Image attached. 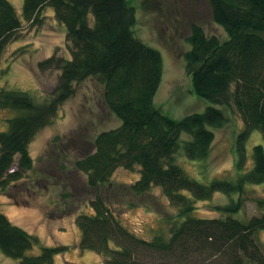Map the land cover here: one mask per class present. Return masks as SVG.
Returning <instances> with one entry per match:
<instances>
[{"label":"trees","instance_id":"trees-1","mask_svg":"<svg viewBox=\"0 0 264 264\" xmlns=\"http://www.w3.org/2000/svg\"><path fill=\"white\" fill-rule=\"evenodd\" d=\"M147 0H143L145 5ZM214 22L228 34L226 40L208 36L193 24L184 52L185 68L191 77V91L208 101L203 112L180 119L165 114L155 102L164 77L160 50L135 34L139 8L129 0H24L23 20L34 24L47 7L65 26L71 43V59L54 58L61 70L54 98L39 104L26 93L0 89V107L19 109L21 115L7 120L0 132V188L24 177L33 168L29 145L37 132L48 125L57 106L74 94L75 83L98 78L104 83L103 99L122 121L114 129L97 135L86 155L75 163L89 187L97 190L109 184L119 168L140 167V177L129 185L137 196L159 188L169 202L179 207L170 222L168 235L151 239L138 236L124 224L98 194L90 201L93 213L76 217L80 230L79 248L106 257L105 264H264V250L257 232L264 231V212L248 220L234 215L243 205L248 185L264 183V147L253 148V165L246 168V142L252 131L264 137V0H208ZM22 20L8 0H0V50L13 40ZM223 107L235 108L244 128L234 138L239 176L235 181L214 179L204 183L192 178L176 162L180 150L192 161L209 158L216 130L228 117ZM235 199L217 210L220 217L194 215L197 200L215 193ZM260 206L263 202L260 201ZM264 207V206H263ZM38 238L0 213V252L20 264H54L64 247H42L29 254Z\"/></svg>","mask_w":264,"mask_h":264},{"label":"rangeland","instance_id":"rangeland-1","mask_svg":"<svg viewBox=\"0 0 264 264\" xmlns=\"http://www.w3.org/2000/svg\"><path fill=\"white\" fill-rule=\"evenodd\" d=\"M22 20L13 40L0 50V89L28 94L39 104H48L55 96L61 70L56 63L40 66L47 59H71V43L65 26L59 23L52 8H45L38 22L23 20L24 0H8ZM139 17L134 28L136 36L149 46L160 50L164 58V77L156 94V105L172 118L180 119L193 112H203L210 103L197 99L191 88L183 54L190 46L186 38L193 24L201 26L208 36L226 40L228 34L212 18L208 0H129ZM75 91L57 106L48 125L41 128L29 145L33 168L15 181L7 190L0 188V213L38 238L29 254H39L42 247H64L54 264H105L106 257L78 246L80 230L75 222L81 213H93L90 201L98 194L120 216L124 224L140 237L151 239L156 233L168 235L170 222L179 207L164 197L159 188L149 194L135 195L129 185L140 177V167L129 171L119 168L109 184L100 189L88 186L86 177L75 169V163L92 150L99 133L119 127L122 121L106 106L104 83L90 78L75 83ZM227 125L216 130V139L208 159L189 160L183 150L176 162L192 178L204 183L214 179L235 181L240 175L233 153L234 138L244 128L235 108L223 107ZM19 109L0 107V132L8 129L7 120L17 117ZM255 145L264 147V137L252 131L246 142V168L252 167ZM237 195L215 193L210 199L194 202V215L215 218L221 214L218 206L228 204ZM243 205L234 216L248 220L264 212V183L248 185ZM260 201L263 206H260ZM264 250V231L257 232ZM0 264H20L0 252Z\"/></svg>","mask_w":264,"mask_h":264}]
</instances>
